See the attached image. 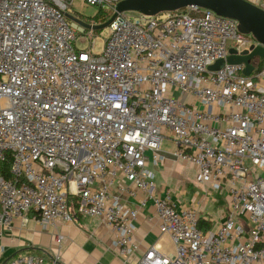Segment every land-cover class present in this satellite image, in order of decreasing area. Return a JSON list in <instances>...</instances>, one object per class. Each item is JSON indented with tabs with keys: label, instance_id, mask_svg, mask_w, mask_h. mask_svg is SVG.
Wrapping results in <instances>:
<instances>
[{
	"label": "built area",
	"instance_id": "built-area-1",
	"mask_svg": "<svg viewBox=\"0 0 264 264\" xmlns=\"http://www.w3.org/2000/svg\"><path fill=\"white\" fill-rule=\"evenodd\" d=\"M82 1L102 13L83 18L69 11L73 0H0V162L10 159L9 176L0 172V232L15 218L99 217L127 261L150 202L175 252L153 244L136 264H264V57L248 75L243 63L208 69L229 48L259 42L196 5L164 16L121 12L105 36L94 27L121 0ZM244 1L264 11V0ZM164 138L197 183L227 188L216 227L201 228L197 208L153 192L150 166L165 158ZM5 264L45 259L20 253ZM49 264H63L59 250Z\"/></svg>",
	"mask_w": 264,
	"mask_h": 264
},
{
	"label": "crops",
	"instance_id": "crops-1",
	"mask_svg": "<svg viewBox=\"0 0 264 264\" xmlns=\"http://www.w3.org/2000/svg\"><path fill=\"white\" fill-rule=\"evenodd\" d=\"M163 152V161L158 166H150L156 185L153 192L158 195L169 192L178 208H197L203 220V223L199 222L201 228L206 229V225L216 227L228 213L227 188L218 191L210 189L208 183H197L192 164L174 158L172 152ZM184 168L190 174L184 173ZM141 196L142 193L138 192L136 199ZM135 238L139 247L125 261L114 246L111 231L99 217L76 216L72 223L57 220L45 225L31 218L27 221L15 218L10 227L0 232V264L20 253L41 256L45 264H49L58 250L63 264H136L145 249L153 244H157L163 254L175 252L171 237L159 231L158 219L150 202L138 212Z\"/></svg>",
	"mask_w": 264,
	"mask_h": 264
},
{
	"label": "water",
	"instance_id": "water-1",
	"mask_svg": "<svg viewBox=\"0 0 264 264\" xmlns=\"http://www.w3.org/2000/svg\"><path fill=\"white\" fill-rule=\"evenodd\" d=\"M189 5L208 8L217 14L233 18L238 22V29L242 33L254 36L259 44L251 45L249 49H244L240 52L231 47L224 59H218L208 67L209 70H216L224 62L243 63V73L245 75L250 74L253 69L252 61L256 58L264 57V11L244 0H121L115 5V10L111 17L94 28L97 30L105 28L121 12L135 11L145 15H153L158 12L172 11ZM65 14L69 19L87 26L72 14L67 12Z\"/></svg>",
	"mask_w": 264,
	"mask_h": 264
},
{
	"label": "rangeland",
	"instance_id": "rangeland-1",
	"mask_svg": "<svg viewBox=\"0 0 264 264\" xmlns=\"http://www.w3.org/2000/svg\"><path fill=\"white\" fill-rule=\"evenodd\" d=\"M68 9H69V11H71V12H73L75 14H79L83 18H88V17H91V16H95L96 17V16H98L99 14L102 13L101 12L102 10H100L99 7L84 5L82 0H73V5H70L68 7ZM129 12H135V11H129ZM167 12H169V11L158 12V13L153 14V15L164 16V15L167 14ZM101 31L103 32V34L105 36L108 34V30H107L106 27L101 29ZM98 32H100V31H96V34ZM246 35H250V34H246ZM230 44H232V43H230ZM76 45L79 48H85L87 46V43L86 42H77ZM95 47H96L97 50H99L101 48V41H97ZM176 95H178V93H176ZM160 148H161L162 151L164 150V151L172 152V151H174L175 146H174L173 141L171 139L164 138L162 140V142H161V147ZM184 173L190 174V171L184 168Z\"/></svg>",
	"mask_w": 264,
	"mask_h": 264
},
{
	"label": "trees",
	"instance_id": "trees-1",
	"mask_svg": "<svg viewBox=\"0 0 264 264\" xmlns=\"http://www.w3.org/2000/svg\"><path fill=\"white\" fill-rule=\"evenodd\" d=\"M97 17V16H96ZM9 167H10V159L8 158V160H6L5 162H0V172L5 176L8 177L9 176ZM203 223V220L200 219V223ZM206 228H209V225H206Z\"/></svg>",
	"mask_w": 264,
	"mask_h": 264
}]
</instances>
